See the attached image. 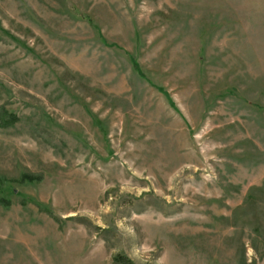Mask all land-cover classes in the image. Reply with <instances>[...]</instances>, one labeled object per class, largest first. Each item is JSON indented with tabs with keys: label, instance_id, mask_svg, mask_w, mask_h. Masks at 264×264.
I'll return each mask as SVG.
<instances>
[{
	"label": "rangeland",
	"instance_id": "1",
	"mask_svg": "<svg viewBox=\"0 0 264 264\" xmlns=\"http://www.w3.org/2000/svg\"><path fill=\"white\" fill-rule=\"evenodd\" d=\"M9 116L0 264H264V0H0Z\"/></svg>",
	"mask_w": 264,
	"mask_h": 264
},
{
	"label": "trees",
	"instance_id": "2",
	"mask_svg": "<svg viewBox=\"0 0 264 264\" xmlns=\"http://www.w3.org/2000/svg\"><path fill=\"white\" fill-rule=\"evenodd\" d=\"M16 118H14V116H9L8 120L5 118L1 119V123H0V127L4 128V127H8L10 125H12L14 123ZM40 178L37 176H31V175H22L20 178L21 182H34V181H39ZM4 183V181L2 179H0V188L1 185ZM0 203L3 205H9V200L5 199V198H0ZM114 260V264H133L132 262H130L126 257L124 256H115L113 258Z\"/></svg>",
	"mask_w": 264,
	"mask_h": 264
}]
</instances>
